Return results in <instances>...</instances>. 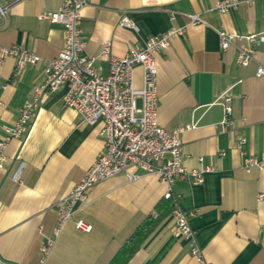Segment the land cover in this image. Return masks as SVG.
Returning a JSON list of instances; mask_svg holds the SVG:
<instances>
[{
	"label": "crops",
	"instance_id": "0c3cea01",
	"mask_svg": "<svg viewBox=\"0 0 264 264\" xmlns=\"http://www.w3.org/2000/svg\"><path fill=\"white\" fill-rule=\"evenodd\" d=\"M82 29L88 38L86 55L106 74L109 63L99 58L112 43L118 57L150 36L183 28L167 50L158 55L159 123L181 133L189 171L210 168L201 184L177 179L173 188L180 207L198 211L191 218L201 258L191 243L174 236L167 207V187L156 175L129 182L123 175L91 189L55 238L44 264H110L137 228L153 216L159 223L128 264H264V165L247 171L245 160L264 154V43L254 45L256 59L237 63L238 51L221 50L215 29L240 35L264 31V0H240L236 9L215 10L225 0H86ZM6 5L0 22V47L22 45L42 59L56 58L64 46V27L39 16L58 11L64 0H0ZM122 15L139 32L120 27ZM187 15L205 24L190 25ZM1 18V17H0ZM15 59L0 65V139L2 126H13L19 109L44 82L45 64L28 66L15 78ZM142 86V71L135 73ZM233 99L234 128L223 129L220 96ZM64 91L51 94L28 132L8 143L5 170H0V263L41 264L40 249L55 237L58 203L81 180L104 149L102 125L90 126L76 111L65 108ZM139 105L141 102L139 101ZM188 127V128H187ZM241 135V150L231 141ZM20 171L19 181L13 175ZM156 218V217H154ZM82 221L92 227H76Z\"/></svg>",
	"mask_w": 264,
	"mask_h": 264
},
{
	"label": "built area",
	"instance_id": "2783aa9c",
	"mask_svg": "<svg viewBox=\"0 0 264 264\" xmlns=\"http://www.w3.org/2000/svg\"><path fill=\"white\" fill-rule=\"evenodd\" d=\"M256 0H248L251 3ZM240 0H225L217 3L215 10L225 13L236 9ZM86 0H64L58 11H47L40 20L60 24L64 27V46L59 55L50 60L27 50L22 45L0 47V65L8 58L15 59V78L28 66L45 64V77L42 85L36 87L31 96L19 109V117L13 126L4 125L5 137L0 139V170H5L6 148L8 143L25 135L34 122L38 111L47 98L64 91L63 106L73 109L82 121L90 126L102 125L100 135L104 139V149L97 160L85 172L72 191L58 205V224L55 237L48 238L40 249V263L44 264L50 256L62 227L73 218L74 213L87 203L88 194L96 185L111 178L123 175L129 182H135L142 175H156L167 187L166 199H174L172 218L174 236L191 243L192 254L200 260L201 254L195 242V231L190 220L198 211L186 212L179 204L174 191L177 179H189L194 184L204 181V174L210 168L189 171L185 167L188 158L183 152L181 133L185 128L169 131L159 123V96L157 90L158 55L170 46L171 41L182 35L184 30L171 29L165 33L148 37L130 48L125 56L118 57L112 52V43L107 41L99 58L108 61L106 74L95 66V58L86 55L88 38L82 29V11ZM6 6L0 2V17L5 18ZM190 25L205 24L199 15H187ZM120 27L139 32L137 25L126 15H122ZM223 51L235 47L238 51L237 63L246 67L256 59V43H264V31L260 34L240 35L223 28L215 29ZM142 71V86L135 82L136 70ZM257 77L264 76V67L257 70ZM224 107L223 129L234 128L233 99L229 91L220 96ZM139 101L141 105H139ZM188 128V127H187ZM246 139L237 135L231 146L241 150ZM264 154L249 157L244 168L249 171L257 167L263 169ZM13 179L19 181L18 170ZM264 199V194L259 196ZM157 217V213L153 212ZM76 227L91 231L92 227L82 221ZM0 264H14L1 262Z\"/></svg>",
	"mask_w": 264,
	"mask_h": 264
},
{
	"label": "trees",
	"instance_id": "16d2710c",
	"mask_svg": "<svg viewBox=\"0 0 264 264\" xmlns=\"http://www.w3.org/2000/svg\"><path fill=\"white\" fill-rule=\"evenodd\" d=\"M167 207L170 209L171 213L174 209V199H166ZM160 216L156 218L150 217L145 220L134 232V234L129 238V240L121 247L118 253L115 255L110 264H128L130 260L134 257L137 251L141 248L146 239L151 235V233L156 228L159 223Z\"/></svg>",
	"mask_w": 264,
	"mask_h": 264
},
{
	"label": "water",
	"instance_id": "95a60500",
	"mask_svg": "<svg viewBox=\"0 0 264 264\" xmlns=\"http://www.w3.org/2000/svg\"><path fill=\"white\" fill-rule=\"evenodd\" d=\"M3 6H6L4 3L2 4ZM0 22H3V19L0 18Z\"/></svg>",
	"mask_w": 264,
	"mask_h": 264
}]
</instances>
